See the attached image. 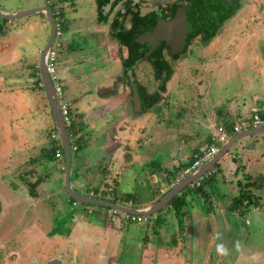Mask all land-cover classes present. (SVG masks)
<instances>
[{"label":"rangeland","instance_id":"obj_1","mask_svg":"<svg viewBox=\"0 0 264 264\" xmlns=\"http://www.w3.org/2000/svg\"><path fill=\"white\" fill-rule=\"evenodd\" d=\"M41 1L0 0V9L27 8L39 5ZM69 1L60 2L63 6L62 35L57 38L61 45L55 56L62 100L68 104L72 122H76L75 117L81 119L77 123L83 126L86 136L106 133L109 139L114 136L123 139L128 135L129 141L122 146L133 152V164L122 169L117 168L120 161L118 151H111L115 157L106 168V174L97 171L98 166L90 168L84 176H90L94 170L95 174L91 176L95 179V190L103 187V176L107 182L116 177L133 193L137 191L133 188L135 186L141 190L139 181L143 185L148 183L147 179H142V174L151 172L146 161L153 160L166 170L171 164H178L181 147L189 142L193 147L196 137H200L198 143H202L204 136L210 135L207 127L210 121L217 120L215 112L220 104L224 103L226 108L230 106L233 113H239L238 108L243 107L250 112V104L252 106L256 99L253 91L264 88V41H243L246 33L252 32V26H249L245 33L244 17L257 12L259 7L252 9L248 5L236 10L231 7L235 17L207 46H198L195 53L174 63L172 76L166 82V99L145 112H136L132 104L129 106L126 99L117 96L121 95L123 81L117 64L108 58L99 25L90 20L94 11L91 2ZM70 8L74 10L70 11ZM44 15L45 12H34L7 19L13 23L7 28V36H0L4 38L0 44L5 41L7 47L15 46L14 51L22 56L20 60L25 61L26 66L35 58L38 60L36 48L43 46L48 37L49 23ZM20 26L25 32L12 37L10 32ZM2 65L0 63V67ZM17 65L18 61H7L5 75L8 81L0 87V98L6 101L0 100V120L5 122L0 131V151H3L0 154V264H264V192L253 189V186L249 189L257 192L256 196L253 195L259 197L258 205L245 208L244 216L233 212L228 219L225 209L231 199L223 202L220 198V204L215 208L211 204L212 209L205 217L199 216L202 215L200 209L192 210L194 215L190 222H186L188 231L186 227L183 237L177 234L176 226L171 223L170 213L163 214L166 217L163 221L170 219V222H162L157 228L154 223L141 222L142 216L125 220L123 213H119L118 217L126 225L118 222L114 230L113 224L106 232L108 227L97 221L103 215L99 212L101 206L79 201L76 204L84 208L86 215L72 220L74 228L70 227L71 218H62L64 210H60V214L56 209V201L61 203L67 199L69 203L70 196L65 192L68 198H63L58 189H46L48 185L62 183L57 171L63 158L45 155V148L51 144L47 137L51 122L50 104L44 100L42 91L33 93L35 80L28 75L29 70L23 69L20 79V66ZM4 71L0 72L1 76ZM179 108L183 111L182 116L177 115ZM240 118L248 119L249 116L232 115L234 121ZM211 125L215 128L214 123ZM205 147L206 144L201 148ZM81 148H85L84 144ZM72 156L75 158L76 152H72ZM105 163H101L102 168ZM10 164L12 169L6 168ZM240 174L238 172L231 178L232 182ZM40 175L44 177V183L34 188L38 192L37 198L29 194V185ZM180 176L178 173L177 177ZM245 181L243 177L240 184L232 186V196L239 194V187ZM63 182L65 185V178ZM83 191L88 196L92 194L87 189ZM40 195L46 200H41ZM51 204L55 207L51 218L68 223L62 225L65 230L60 236L44 231L47 225L56 223L60 226V223L48 219ZM122 204L130 205V202ZM89 209L93 212H87ZM157 212L162 214L160 209ZM80 223L83 224L80 227L82 234L78 236ZM142 234L147 237L143 238ZM152 241L158 245L151 246V250L149 244ZM217 245H221L223 251H218ZM152 251L159 252L153 254Z\"/></svg>","mask_w":264,"mask_h":264},{"label":"flooded vegetation","instance_id":"obj_2","mask_svg":"<svg viewBox=\"0 0 264 264\" xmlns=\"http://www.w3.org/2000/svg\"><path fill=\"white\" fill-rule=\"evenodd\" d=\"M89 1L94 9L90 20L99 25L103 45L110 50L108 58L117 64L123 81L121 95L117 96L131 106L129 94L134 93L139 112L151 109L145 108L150 102L157 104L166 99V82L174 63L195 53L198 46H207L235 17L231 7H259L244 17L245 33L249 26L252 32L246 33L243 41H264V0ZM60 2L47 3L53 5L49 8L54 18L60 17Z\"/></svg>","mask_w":264,"mask_h":264},{"label":"crops","instance_id":"obj_3","mask_svg":"<svg viewBox=\"0 0 264 264\" xmlns=\"http://www.w3.org/2000/svg\"><path fill=\"white\" fill-rule=\"evenodd\" d=\"M67 1H69V0H64L63 2H67ZM41 2L42 3H40L39 5H46V6L50 7V5L47 4L50 2H47V0H42ZM51 2H52V0H51ZM57 2H59V1H57ZM39 5H36V6H39ZM57 5L59 6V3ZM70 5H71V3H70ZM30 7H35V5L29 6L27 8L26 7L14 8V9H12V8H10V9L1 8V10H3V11H20V10L28 9ZM58 8L61 9L59 15H60V17H62L63 7L60 6ZM72 9L73 8H70V11ZM45 18H46V16H45ZM47 22H48V20H47ZM12 23H13L12 21H5L4 25L9 26V25H12ZM23 32H25V29L23 28V26H20L17 30H15L14 32H10V33L13 34L12 35V37H13V36H17V34H20ZM6 36L7 35H5L4 37H6ZM3 39L4 38H2V37L0 38V40H3ZM4 42L5 41H1V44H0V52H2V55H0V61H1L0 63L4 64L0 67V72L5 70L4 74L2 76L0 75V87L3 86L6 81H8V79L6 78V75H5L7 73V61L10 60V63L18 61L17 66L18 67L20 66L19 70L21 71L20 79H21L22 74L24 72L23 69H25L26 71L29 70L27 72L28 75L32 76L35 80L34 83L32 84V87L34 89L33 93L36 92V94H38L40 91H42L44 93L43 94L44 100H46L48 102L46 94H45V90H44V87L42 85V81L40 79L39 72H38V60L35 58L32 62H30L26 66L25 65L26 62L23 60H20L22 58V56L19 57L18 53L16 51H14L15 46L11 45V47H7L4 44ZM2 44H4V46ZM41 48H42V46H39L38 48H36V49H38L37 53L39 54V56H40V49ZM106 50L108 52L110 51L108 49H106ZM38 59H39V57H38ZM5 89H6V86L3 90H5ZM9 92H12V91H9ZM244 92H245V90H244ZM2 94H3V92H2ZM7 94H8V92H7ZM253 94L256 95V99H255V103L252 104V106L248 102L250 104V112L248 110H246L247 109L246 107H243L242 109L238 108V110H240L239 113L237 111L235 113L232 112V115H236L237 117L238 116H241V117L249 116L250 117L251 114H253L254 112H257L262 117H264V88L262 87V89L261 88L255 89V91H253ZM3 99L0 98V100H3ZM5 102L6 101L3 100V103H5ZM228 109H230V106H228V108H226V110H228ZM48 111L50 114L51 109L49 108ZM182 115H183V113L180 116H182ZM50 119H51L50 120L51 122L48 125H49V128L51 129L52 123L54 122V118L53 117L51 118V116H50ZM202 122L205 123L204 121H202ZM210 122H211V124L214 123V125L218 124L217 120H215V122H213V121H210ZM211 124L209 123V127H207V128H209L210 132L212 133L215 128H213V125H211ZM4 126H5V122L3 120H0V131H2V127H4ZM251 127L252 126L249 125L244 129H248ZM82 130L79 132V134H83L82 142H83L85 148L84 149L80 148V150L77 152L75 151L76 152L75 158H73V156L71 155V169H70V174H69V184H70V187L77 192L84 193L83 190L87 189V190L91 191V193H92V190L94 188H96V186H94L95 182H93L95 179L91 175L95 174V172L93 170L91 172L90 176L89 175L84 176V174L85 173L88 174V172H89L88 170L90 168H95L96 166L101 165V163L103 161L106 162L105 164L111 163L113 161V158L115 157L114 155L111 154L113 151H118V157L120 158V161H119V164L117 165V168L122 169L123 167H127L129 165H132L133 164V160H132L133 152L127 146H125V147H123L124 145L122 146V143L126 144V142L129 141L130 137L128 135H124L123 139H121L120 137H119V139H117L115 136L112 139H109L110 138L109 134L100 133L97 136H95L94 134H92L94 136H91V135L86 136V134L84 133V130L83 131ZM119 130H121V129H119ZM3 131L6 132V129ZM51 132H57L56 126H55V131L51 130ZM262 132H264V131H262ZM262 132L251 133V134L245 135V136H249V135H252V136H249V137L243 136L245 138L242 141L241 140L239 141V139H241L242 137H240L239 139H236V141H234L230 145V147H229L230 149L228 148L229 149V150H227L228 152H226L225 155H223L220 159H218V161H217L218 169L220 170V172L218 173V177H220V178L224 177V180H223L224 183H220L218 185V187H217L218 190L216 192H214V194L211 197L212 198L211 204H213L214 208L217 207L216 205L220 204V203H218L220 198L223 199L222 200L223 202H226L228 199H231L232 197H234V196H232V195H234L232 186L234 184L235 185L240 184V179L242 180L243 177L246 178V181L243 182V184L241 183L242 184L241 186H243L244 183L245 184L249 183V179H251L252 181H258L260 179L263 186L259 189L253 188V187L252 188L259 191V192H261V191L264 192L263 191L264 190V180H263V178H264V133H262ZM254 134H258V135H254ZM207 136L208 137L210 136L209 133L207 135H205L204 138ZM125 138H127V139L125 140ZM200 139H201L200 137H196L194 139L193 144L196 145ZM225 142L219 143V146L222 147L225 144ZM191 143L189 142L180 148L181 149L180 150L181 151L180 162L178 164H175V165L171 164V168H169V169H172V168L177 167L179 165H183V164L188 163L192 154H196V153H198V155L201 154L202 150L204 149L201 147H203V145L206 144V140L204 139V142H202V145L199 146L200 147L199 150L198 149L194 150L195 145L193 147H191L190 146ZM245 147H248V150H246ZM89 150H90V153L88 154ZM1 153L3 154V151L2 152L0 151V154ZM55 157L56 158H60V157L63 158L62 162L59 165L58 171H57L59 174V180L62 181V183H60L59 185H48L46 189L50 191V190H55V188H56L60 191V193H59L60 197L68 198L66 195V193H67L66 187H65L64 182H63L64 176H65L64 157L62 155H60L58 157L55 156ZM146 164L149 165L151 172H149L148 174L143 173L142 179L143 178L147 179L148 183L143 185L142 181H139V183H140L139 186H140L141 190H138L137 186L133 187V188L137 189V191L135 192L137 203H138V205H140L142 207H146V206H149L152 203H154L157 200V198L161 195V193L165 189L168 188L167 182L169 180L172 181L173 178L178 179L177 178L178 172H175V173H173L172 176H169L167 171L162 166H160L159 164L154 162L153 160L152 161H146ZM165 164H167L166 161H165ZM6 168L12 169L11 164L9 166H7ZM232 170H234V171H232ZM72 171H73V175L71 176ZM228 172L231 174L228 175L227 174ZM238 172H241L242 174H240L239 178L235 179L234 182H232L231 178L236 177ZM168 177H170L169 180L167 179ZM226 177H229V179H226ZM230 179H231V181H230ZM179 180H181V179H179ZM179 180L174 181L173 185H175ZM135 182H136V178H135ZM41 183H44V181L43 180L40 181L35 186V188L39 187ZM119 188H120L121 192L131 191V188L129 189L127 185H125V184L121 185L120 181H119ZM248 188H251V187L249 186ZM219 191L221 192L220 194H219ZM252 193L255 194V196L257 194V192L255 193L253 191H252ZM261 193H260V195H261ZM29 194L32 195L30 192H29ZM89 194H90V192H89ZM33 195H34V197L37 196V198H38V192L36 190L33 193ZM42 196L43 195H40V199L45 201L46 199H44ZM263 197H264V194H263ZM256 198L259 200V197H256ZM65 203H67V204H65ZM119 203H121V202H119ZM70 207H71V209H70ZM226 207H228V205ZM54 208L55 207H53L51 204L50 210H52V212L49 215L48 219H50L51 222H53V220H54L55 222L60 223L59 222L60 219L51 218L52 214H55ZM56 209H58L59 212H60V210H64V217H62V218H68V217L71 218L70 227H72V228H74V225L72 224V220L74 221L75 219L79 218L81 215H84V216L86 215V212H84V210H83L84 208L77 206L76 202L71 203L69 201V203H68L67 199H66V202L63 200V201H61V203L56 201ZM210 209H212V207ZM225 210H226L225 211L226 216L229 219L231 216L230 213H233V212L228 211V208H226ZM210 211H208V213H202V215L199 212L197 214H200L199 216H201V217H205L207 214H209ZM214 211H212V212L214 213ZM87 212H93V210L89 209V210H87ZM99 212H101L103 215H101V217L99 219H97V221L102 223V224L104 223L108 227V231H106V232H109V227H110V225L106 224V220L108 219V217L114 224L113 230H114L115 226L118 225V222L122 221V219L120 217H118V214H113L106 207L105 208L101 207V209H99ZM60 214H61V212H60ZM193 215H194V212L191 211L185 217V224L187 221L188 222L191 221ZM117 218H118V221H117ZM241 219H243V218H241ZM241 219H238V220H241ZM140 221L146 222L147 220H146V218L143 217V218H141ZM168 222H170V219L166 220V222H164V223L168 224ZM66 223L62 222L60 226H56V223L54 226L53 225H47V227L45 228L44 231L48 232L49 235L58 234V236H60L63 234L62 232L65 230V229H62L61 227H63L62 225L66 224ZM124 224L125 223H122L121 225L123 226ZM82 225L83 224H81V223L79 224L78 236H80L82 234V232H80L81 231L80 227ZM92 226H94V225H92ZM186 227H187V224H186ZM187 231H188V227H187ZM142 237H144L143 234H142ZM61 238H64V237H61ZM155 242L154 241L150 242V244H149L150 248H151V246H153L155 244ZM155 245H158V243ZM151 250H152V248H151ZM157 252H159V251H152L153 254L157 253Z\"/></svg>","mask_w":264,"mask_h":264},{"label":"trees","instance_id":"obj_4","mask_svg":"<svg viewBox=\"0 0 264 264\" xmlns=\"http://www.w3.org/2000/svg\"><path fill=\"white\" fill-rule=\"evenodd\" d=\"M64 0H62L63 2ZM0 36H5L6 32H7V28L8 26L4 25V22L7 21V19L0 17ZM36 71V70H35ZM37 74V73H36ZM38 75V74H37ZM38 81V80H37ZM151 104H147V106H145L146 108H150L151 106H153L152 104H154L153 102H150ZM223 104V105H222ZM220 104L217 108H216V118H217V125L218 126H222L223 130H225L226 134L229 136L235 134L233 132V125L235 123V121L232 119V111L231 109L226 110V107H224V103ZM236 112V111H235ZM183 113L182 109H178L177 115L180 116ZM50 116L51 118L52 116V112H50ZM76 122H72L69 126L66 127L69 139H70V144H76V148L73 150L71 148V153L72 152H77L80 150L83 142V134H79V132L83 129V126L78 125V121L81 119H77V117H75ZM53 122V121H52ZM51 130L55 131V124L54 122L52 123V127L51 129L49 128V133L47 132V137L49 138V140L51 141V144L49 146V148H45L46 149V157H55V153L56 151H60L62 156H63V150H62V145H61V141L59 136H57L56 138H53L51 136L52 132ZM206 140V145H209L211 143V139L210 136L205 137L204 138ZM202 143L199 142L195 145L194 150H196L198 148V146H201ZM59 148V149H58ZM227 152V151H226ZM72 155V154H71ZM198 153L196 154H192L190 160L188 163L183 164V165H179L177 167H174L172 169H168L166 170L167 173L169 174V176H172L173 173L178 172L181 173L180 177H177L178 179H174L171 181L169 180L170 177H168L167 179L169 180L167 182L168 188L165 189L161 195L157 198L159 199L162 195H164L169 189H171L174 181H177L179 179H182L185 174H182L183 169H185V167L189 166L192 161L194 160L195 156H197ZM64 157V156H63ZM111 165V163L109 164H105L103 165V168L101 167V165H98V170L99 172H102L103 174H106L107 169L109 168ZM215 168V169H214ZM110 170V169H109ZM220 172V170L218 169V163L217 161L211 166V168H209L205 173H203L201 175V178L197 181H195V179L190 182L189 184H187L186 186H184L178 193H176L174 196H172L168 202L162 207L160 208L161 211V215H159V213L156 211L153 214L150 215H146V216H142V215H133V214H129V213H125L123 212V217H125L124 219L126 220H134L131 219V216H137L141 218H146V220L149 222V225L151 223H154L156 225V228L162 224V222H166L163 221L164 219H166L165 215L166 213H170L172 214V224L176 226V232L178 235H180L181 237H183L185 229H186V224H185V217L195 208L200 209V211L202 213H208V211L211 208V202H212V195L214 194V192H216L218 190V185L220 183H224V177H218V173ZM177 173V174H178ZM116 176H119L117 173H115ZM44 177L42 175L40 176H36V178L30 183L29 185V192L33 195V193L35 192V186L42 181ZM264 180V178H263ZM102 182H103V187H101V189L99 190H95L97 188H94L92 190V194L91 196L97 198V199H102V200H107L109 202H121V203H127L130 202V204L132 206H138V207H142L140 205H138L137 200H136V194L133 193L132 191H124L121 192L120 188H119V181L116 179V177L111 178V180L109 182H107L103 176L102 178ZM170 185V186H169ZM253 186V188H261L263 186L262 182L260 181V179L258 181H252L251 179H249V183L245 184L243 186H241L239 188V194L235 197L231 198V203L228 204V211L230 212H236L239 216H244L246 209L250 207V205H258V199L253 195L252 191L248 188V187ZM91 192V191H89ZM88 193V192H87ZM96 193V195H95ZM221 192L219 191V194ZM222 195V194H221ZM254 197V198H253ZM70 202L71 203H75L77 201H75L74 199H72L70 197ZM105 208V207H104ZM108 208V207H106ZM111 208H108V210ZM113 209L109 210L112 211ZM120 211H118L117 213L119 214ZM136 219V218H135ZM125 221H121L120 224ZM106 224L112 226L113 222L109 219L106 220ZM61 225V223H60ZM126 224H124L123 226H125ZM154 231V228H153ZM155 232V231H154ZM157 234L159 235L160 232L156 231ZM147 235H144L143 238H146ZM157 241H159V238L156 239Z\"/></svg>","mask_w":264,"mask_h":264},{"label":"water","instance_id":"obj_5","mask_svg":"<svg viewBox=\"0 0 264 264\" xmlns=\"http://www.w3.org/2000/svg\"><path fill=\"white\" fill-rule=\"evenodd\" d=\"M34 12H45L48 23H49L48 37L45 41V44L40 49V56L38 59V72H39L40 79L42 81V85L45 90L47 100L50 104V108H51V112L54 118V123L57 129V133L59 135V138L62 144L64 163H65L64 178H65L66 192L75 201L95 204L101 207L118 209L119 211L126 212V213L133 214V215L146 216V215L153 214L156 211H158L160 208H162L168 202V200L172 196H174L176 193H178L184 186H186L187 184L192 182L195 178L199 177L200 175L205 173L209 168H211V166L216 161H218L220 157H222L226 153L230 145L234 141H236V139H239L240 137L251 134V133H258V132L264 131V125H261V126L251 127L248 129H243L239 132H236L235 134L230 136V138L225 142V144L220 148V150L211 159L205 162L198 169L189 173V175L183 177V179L179 180L175 185H173L171 189H169L164 195H162L154 203L146 207L126 206L118 202L113 203L107 200L97 199L93 196H90V195L88 196L86 194L75 191L74 189L70 187V184H69V174H70V169H71V150H70L69 136H68L61 112H60L58 97L53 89L52 82L45 69L46 55L53 41L54 33H55L53 13L48 6L39 5L35 7H30L28 9L20 10V11H3L0 9V17L11 20L13 18L28 15ZM127 81H129V79ZM129 100L131 101V104L134 107L133 109L136 112H139L141 109L137 107L139 103L134 93L129 94Z\"/></svg>","mask_w":264,"mask_h":264},{"label":"built area","instance_id":"obj_6","mask_svg":"<svg viewBox=\"0 0 264 264\" xmlns=\"http://www.w3.org/2000/svg\"><path fill=\"white\" fill-rule=\"evenodd\" d=\"M59 18H60L59 16L54 18L55 33H54L53 41L46 55L45 69L50 77V80L53 85V89L58 97L60 112L63 121L65 123V126L67 127L71 123L70 109L68 107V104L64 100H62V85L57 80L58 77L56 74V67H55V61H56L55 56L57 53V47H60L61 45V42L57 38L62 35V30H61L62 22L60 23ZM262 124H264V117H262L257 112H254L251 115V117H249L248 119L240 118L237 121H235L233 125V132L234 133L239 132L249 125H251L252 127H256ZM51 136L53 138H56L58 134L57 132H52ZM227 138L228 135L223 130L222 126L215 125V129L210 134L211 143L209 145H206V147L202 150L201 154L195 156L192 163L189 166L185 167V169H183L182 174L188 175L189 173L197 169L199 166H201L204 162L211 159L219 151L220 148L219 143H224L227 140ZM70 147L74 150L76 148V144H72V145L70 144ZM60 155H62L61 152L57 150L55 156H60ZM200 178L201 176L197 177L195 181L196 180L198 181ZM111 212L113 214H118L117 213L118 210L116 209H113ZM119 213H123V212H119ZM136 217L137 216L132 215L131 219H135Z\"/></svg>","mask_w":264,"mask_h":264},{"label":"clouds","instance_id":"obj_7","mask_svg":"<svg viewBox=\"0 0 264 264\" xmlns=\"http://www.w3.org/2000/svg\"><path fill=\"white\" fill-rule=\"evenodd\" d=\"M262 125H264V124H262ZM258 126H261V125H258ZM243 130V129H242ZM69 141H70V139H69ZM221 148V147H220ZM220 148H219V150H220ZM70 150H71V147H70ZM200 167V166H199ZM185 176H187V175H185ZM184 176V177H185ZM201 176V175H200ZM196 179V178H195ZM119 203V202H118ZM122 204V203H121ZM126 206H132L131 204L130 205H126ZM112 209V208H111ZM116 210H118V209H116ZM119 211V210H118ZM120 212H122V211H120ZM126 213V212H125ZM217 250L218 251H223V248H222V246L221 245H217Z\"/></svg>","mask_w":264,"mask_h":264}]
</instances>
